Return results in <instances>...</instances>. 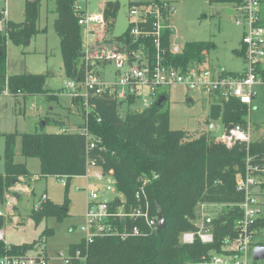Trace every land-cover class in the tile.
<instances>
[{
	"label": "trees",
	"instance_id": "16d2710c",
	"mask_svg": "<svg viewBox=\"0 0 264 264\" xmlns=\"http://www.w3.org/2000/svg\"><path fill=\"white\" fill-rule=\"evenodd\" d=\"M77 0H55L57 18L55 29L60 37L64 70L66 76L80 88L85 82L90 66L84 59L83 26L79 19L85 11L79 8ZM245 0H210L211 3H231L240 5ZM133 2V4H149ZM153 2L162 3L161 0ZM260 3L259 24L264 26V0ZM163 4V3H162ZM120 8L118 0L105 3L103 15L106 23L107 42L117 41L126 44L127 51L144 50L150 57L155 53L151 39L134 41L130 35L133 24L120 36L112 37V31ZM41 14V0H26L25 19L23 22L5 21L0 30V96L6 91L17 103L30 95L43 94L49 100H58L59 94L51 93L46 88V75L37 73L7 74V40L21 45L33 36L44 33L47 28H40L38 21ZM4 13L0 11V21ZM152 20H149L151 26ZM173 29L163 30V47L167 63L173 66L188 67L206 60V50L211 42L192 40L187 42L179 53L171 50ZM243 56V49H235ZM162 106L154 103L142 110L132 109L135 99L127 101V111L122 114L121 101H116L110 89L100 95L89 97L90 104L96 108L90 110L88 127L90 133L99 139L96 148L88 150L86 136L80 132H11L5 136V171L0 172V197L14 185V180L31 177L26 163L15 161L17 137H21V153L26 158L40 160L42 176H66L65 201L57 204L50 198L41 201L31 216L36 222L46 217L63 219L69 211L68 185L73 177L86 174V162L94 157L100 168L112 171L116 178V190L125 195L129 203H135V193L141 184L148 180L146 195L151 204L152 213L157 216L163 212L166 226L153 232L121 240L118 237L96 239L89 249L86 264H181L189 260H199L212 249H219L224 238L233 232L235 221L242 212L238 207L230 206L244 200V193L237 190V177L245 171L248 153L255 161L264 160V136L252 139L249 150L246 143L228 147L215 142L211 124L220 120L223 126L245 124L247 106L238 99L221 101L210 105L207 123L209 131L195 133L187 130H174L170 125V111L167 108L168 94ZM158 97V98H159ZM84 99L72 97L83 120L85 116ZM62 126V120L54 119ZM84 126L83 121L79 124ZM63 128V127H62ZM264 187V184H262ZM211 202L221 205L214 219L215 241L204 244L199 238L193 243H182L180 236L185 231H196L194 221L198 205ZM6 223V217L0 214V230ZM264 228V216L254 225L256 233ZM53 233L46 229L38 241L22 245L8 246L0 239V259L6 255L25 254L28 249L39 245L43 237ZM80 243L71 244L69 251L79 247ZM257 245V244H256ZM72 264H80L75 261Z\"/></svg>",
	"mask_w": 264,
	"mask_h": 264
},
{
	"label": "built area",
	"instance_id": "2783aa9c",
	"mask_svg": "<svg viewBox=\"0 0 264 264\" xmlns=\"http://www.w3.org/2000/svg\"><path fill=\"white\" fill-rule=\"evenodd\" d=\"M78 1L80 0L76 2ZM78 6L82 9L81 5L78 4ZM235 7L237 9L236 23L243 27L242 49L246 62L243 72L228 71L223 67L212 68L206 60L188 67L169 65L164 55L163 30L170 25L165 20L167 7L162 3L151 2L130 6V14L136 17L132 21L130 35L137 42L151 39L155 48L152 57L141 48L128 52V46L124 43L101 41L96 31L101 27L103 32L106 24L103 14L89 16L85 13L80 17L79 24L86 29L87 35L93 38L84 43V59L90 69L85 82L81 85L85 88L84 92L78 91L79 88L73 80L68 87L72 97L84 99L83 104L86 111L82 120L84 126L73 132H80L86 136L88 150L95 149L99 141L90 133L88 127L89 112L96 108L89 102L90 95H100L110 89L114 99L121 101L122 105L127 104L128 99L133 98L135 103L132 106L142 101L144 109L158 100L164 87L174 85H182L188 90H201L210 97L211 104L238 99L246 105L247 122L232 124V128H229L231 124L223 126L224 130L221 134L213 138L215 142L223 143L228 147L246 143L249 150L252 136L248 115H251L252 104L258 94L255 87L264 86V26L259 24V0H245L244 3L235 5ZM3 13L6 19L7 9H4ZM150 19L152 20L151 26H149ZM3 22L4 20L0 21V28ZM171 50L174 53L181 51L174 42ZM107 62H113L116 67V78L113 82L103 81L101 73L96 70L102 63ZM67 130L70 131L69 128ZM63 131H66L65 128L60 129L59 132ZM56 177L64 186L67 185L66 176ZM84 177L88 183L86 186L87 208L84 223L81 226L83 238L80 246L71 252L68 251L67 256L60 255L66 264H72L75 261L86 264L89 249L96 239L118 237L121 240H127L140 236L146 231L153 232L158 229V216L152 213L151 204L146 195L148 180H145L136 191L135 203H129L116 190L117 181L113 172L100 168L94 157H88ZM262 184H264V160L256 162L255 157L248 153L245 171L237 177V190L244 193V200L230 205L238 207L242 212L241 217L235 221L233 232L224 238L219 249H212L203 254L199 260H189L181 264H249L256 246L254 225L262 216L261 206H264ZM6 199L12 202V196L9 194L6 195ZM42 200H47L46 194L43 195ZM221 207L211 202L200 203L199 213L194 221L197 230L183 232L180 241L193 243L196 238H199L204 244L214 243V219ZM2 238L1 232L0 239ZM47 263L46 255L32 257L26 253L6 255L0 259V264Z\"/></svg>",
	"mask_w": 264,
	"mask_h": 264
},
{
	"label": "rangeland",
	"instance_id": "374dc122",
	"mask_svg": "<svg viewBox=\"0 0 264 264\" xmlns=\"http://www.w3.org/2000/svg\"><path fill=\"white\" fill-rule=\"evenodd\" d=\"M116 0H80L77 3L89 16L103 14L106 2ZM120 8L117 13L112 37L122 35L131 21L136 19L130 14V3L149 2L154 0H118ZM167 7L165 20L175 29L173 42L183 49L184 45L192 40L211 42L206 50V63L212 68H225L228 71L243 72L246 62L243 56L235 53V49L242 48L243 27L236 23L237 9L231 3H211L210 0H161ZM26 0H0V11L7 9V18L13 22H23L25 19ZM55 0H41V14L38 21L40 28H47L30 39V42L21 45L7 40V74L41 73L46 75V88L51 93L59 94L58 100H49L46 95H30L21 103H17L9 93L0 96V172L5 171V136L11 132H59L60 125L54 119L62 120L70 132L78 130V123L82 121L77 107L71 102L72 95L68 84L72 81L66 76L64 62L60 48V37L55 29L57 18ZM2 30L5 25L3 19ZM107 23V21H106ZM106 24L103 32L97 28L101 41L106 37ZM93 39L83 28V43ZM106 64V63H105ZM101 64L96 70H101ZM101 72V79L111 82L116 78V67L109 62ZM74 91V90H73ZM84 92L82 86L78 89ZM163 92L168 94L167 108L170 111V125L174 130H187L195 133L209 131L207 118L210 112L211 99L201 90H188L182 85L164 87ZM258 93L252 104L250 133L252 139L264 136V86L255 87ZM127 104L121 107L122 114L126 113ZM142 101L132 109H143ZM213 124L217 129L212 130L213 135H220L224 130L220 120ZM247 126V124H246ZM15 161L25 163L32 173L31 177L22 182L28 190H9L2 201L0 197V214L6 217V223L1 229L3 240L10 245H22L38 241L46 229L53 233L43 237L40 244L28 249L26 254L32 257L46 255L47 264H66L60 255H68L71 244L80 242L83 238L81 226L87 208V179L84 176L73 177L68 185L70 200L68 214L63 218L51 216L36 222L31 216L43 194H47L52 201L63 204L66 187L60 183L56 176H42L40 160L26 158L21 153V137H17L15 145ZM149 181H147L148 183ZM90 184H92L90 182ZM143 184V183H142ZM141 184V185H142ZM15 185V184H14ZM120 195H125L118 192ZM14 197L10 203L6 195ZM199 209V208H198ZM197 209V214L199 213ZM214 209V208H213ZM262 216L264 206H261ZM0 232V233H1ZM254 243L264 244V228H260L255 235ZM249 264H264V259L255 260L252 256Z\"/></svg>",
	"mask_w": 264,
	"mask_h": 264
},
{
	"label": "water",
	"instance_id": "95a60500",
	"mask_svg": "<svg viewBox=\"0 0 264 264\" xmlns=\"http://www.w3.org/2000/svg\"><path fill=\"white\" fill-rule=\"evenodd\" d=\"M173 31L175 32V29L173 28ZM27 43L30 42V40L26 41ZM166 101V96L165 95H161L158 100H157V105L162 106L164 104V102ZM232 124L229 126V128H232ZM215 129V125L212 124L211 125V130ZM18 180H14V184L17 183ZM158 229H164L166 226V221L163 215V212L161 210L158 211ZM253 257L255 260H260V259H264V244H257L254 247L253 250Z\"/></svg>",
	"mask_w": 264,
	"mask_h": 264
},
{
	"label": "crops",
	"instance_id": "0c3cea01",
	"mask_svg": "<svg viewBox=\"0 0 264 264\" xmlns=\"http://www.w3.org/2000/svg\"><path fill=\"white\" fill-rule=\"evenodd\" d=\"M168 23V22H167ZM170 25V24H169ZM175 33V32H174ZM173 39V38H172ZM109 62H107L106 64L105 63H102V65H103V68L102 67H100L101 68V70H99V73H101V72H103L102 70L103 69H105L106 68V65L108 64ZM115 80V79H114ZM113 80V81H114ZM104 81V80H103ZM113 81H111V82H113ZM10 94V93H9ZM15 99V98H14ZM71 102H72V100H71ZM133 107V106H132ZM131 107V108H132ZM78 110V109H77ZM134 110H136V109H134ZM78 114H79V112H78ZM80 116V115H79ZM81 117V116H80ZM82 119V118H81ZM82 122V121H81ZM81 122L80 123H78V127L80 128V126H79V124H81ZM63 125L60 127V129H63V128H66L67 126H65V122L63 121ZM212 125V124H211ZM215 125V124H214ZM63 127V128H62ZM78 128V129H79ZM215 129H217V125H215ZM214 129V130H215ZM213 136H216V135H213ZM255 139V138H254ZM26 163V162H25ZM94 170V169H93ZM92 170V171H93ZM22 182H26V178H24V177H21L20 179H19V181L17 182V183H15V185H13L9 190H15V191H19V190H28V186H22L21 185V183ZM88 183V182H87ZM9 190L7 191V192H9ZM46 194V193H45ZM44 195V194H43ZM47 195V194H46ZM43 197V196H42ZM47 199H49V197H47ZM15 200V198L14 197H12V202ZM41 201H43L42 199H40V201H39V203H38V205H37V207L36 208H38L39 206H40V204H41ZM12 202H10L11 204H12ZM35 209V208H34ZM263 216H264V214H263ZM1 231V230H0ZM77 243H79V242H77Z\"/></svg>",
	"mask_w": 264,
	"mask_h": 264
}]
</instances>
